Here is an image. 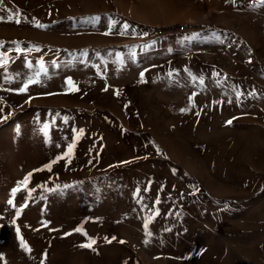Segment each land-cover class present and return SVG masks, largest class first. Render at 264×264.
I'll return each instance as SVG.
<instances>
[{
  "label": "rangeland",
  "instance_id": "1",
  "mask_svg": "<svg viewBox=\"0 0 264 264\" xmlns=\"http://www.w3.org/2000/svg\"><path fill=\"white\" fill-rule=\"evenodd\" d=\"M0 63V264H264L257 0H0Z\"/></svg>",
  "mask_w": 264,
  "mask_h": 264
},
{
  "label": "snow or ice",
  "instance_id": "2",
  "mask_svg": "<svg viewBox=\"0 0 264 264\" xmlns=\"http://www.w3.org/2000/svg\"><path fill=\"white\" fill-rule=\"evenodd\" d=\"M257 3H258L260 6H264V0H257ZM15 22H16V23H19L20 21H19V20H16ZM36 26H37V27H42V25H39V24H37ZM124 28L127 29V28H128V25L125 24V25H124ZM106 34H110V33H106ZM121 34H123V33H121ZM17 51H22V50L17 49ZM3 63H6V61H3ZM0 66H2V63H0ZM29 66H31V65H29ZM141 77H143V73H141ZM37 82H38L37 80L32 79V78H29V83H37ZM67 83H68L69 85H73V81L71 80V78H68ZM27 87H28V83H25L24 86L21 87L18 91H19V92H25V91L27 90ZM73 90L75 91V90H78V89L75 88V87L73 86ZM182 111H183V110H182ZM4 119H8V117H4ZM227 123L231 124L232 121H228ZM47 128H48V125H45V126H44L45 135H47ZM73 148H74V145H69V147H68V151H67V153H65L64 156H62V157H57L55 160H53V161H51L49 164L45 165L44 168H42V169H36V170H34V171H43L44 169H47L48 171H51V168H52V165H53V164L59 162L60 159H64V158H66V157H70V156H71L72 151H73ZM69 162H70V161H69ZM31 176H32V173H29V174L24 178L23 181L18 182L17 187L12 189V196H15V193H16L17 191L20 190V186H21V185H23L24 187H27V184L29 183ZM58 187H59V186H58ZM64 187H68V186L65 185ZM8 203H9V204H12L13 201L10 199V200L8 201ZM17 215H19V212L17 213ZM145 228H147V223H145ZM74 231H76V232H81V233H83L84 235H87V233L83 231V228H82V227H77L76 229H74ZM17 234H18V236H19V229H18V228H17ZM70 234H71V233H66L65 235H70ZM105 239L107 240V238H105ZM113 239H115V238L113 237ZM108 242H111V241H108ZM94 243H95V240H92V239L90 238V242H89L88 244H86V245H82V247H91L92 244H94ZM121 243H123V241H121ZM20 246H21V248H22L23 250H25V251H27V252H30V251H31V249H30L29 246L27 245L26 241H24L22 237H20Z\"/></svg>",
  "mask_w": 264,
  "mask_h": 264
}]
</instances>
